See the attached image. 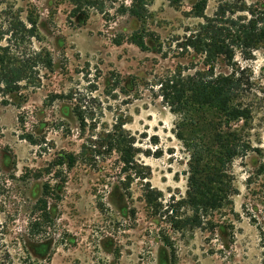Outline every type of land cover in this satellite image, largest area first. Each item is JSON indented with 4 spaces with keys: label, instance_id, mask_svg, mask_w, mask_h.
<instances>
[{
    "label": "rangeland",
    "instance_id": "rangeland-1",
    "mask_svg": "<svg viewBox=\"0 0 264 264\" xmlns=\"http://www.w3.org/2000/svg\"><path fill=\"white\" fill-rule=\"evenodd\" d=\"M198 1L153 0L143 24L118 13L131 0H107L109 14L88 20L67 0H0V54L53 59L47 69L32 58L20 93L0 92V264H264V45L207 67L179 47L204 23L192 15ZM229 2L264 6L208 0L205 14ZM141 27L157 39L149 51L115 44ZM199 71L248 79L250 117L233 128L250 149L230 166L233 204L196 227L180 203L190 155L162 83ZM119 131L141 150L130 167L101 146ZM65 154L78 157L71 169L55 164ZM150 191L160 193L152 203Z\"/></svg>",
    "mask_w": 264,
    "mask_h": 264
},
{
    "label": "trees",
    "instance_id": "trees-1",
    "mask_svg": "<svg viewBox=\"0 0 264 264\" xmlns=\"http://www.w3.org/2000/svg\"><path fill=\"white\" fill-rule=\"evenodd\" d=\"M67 1L74 7L73 17L81 16L83 20H88L91 10H97L103 15L109 14L105 10L107 0ZM131 1L130 6L122 5L118 13L129 15L136 23L144 24L149 18L148 8L153 0ZM207 4L208 0H199L193 6V17L203 19L204 23L199 24L195 30L187 29L188 33L180 48L193 49L205 58L207 67L213 68L216 61L233 60L236 51H240L246 58L264 45V6L258 11L245 4L239 6L231 2L223 3L210 18L205 14ZM239 13L244 15H238ZM22 26L27 32L25 26ZM153 37L154 34L141 27L127 39L116 40L115 44L130 43L142 51H149V41L154 45L157 43V39ZM1 50L4 53L0 54V92L6 95L20 93L21 84L28 77L31 66H36L31 64L32 58L42 61L47 69L53 68L49 52H34L32 58L29 55L16 58L8 53L9 46ZM243 76V72L221 75L214 71H199L162 83L164 99L171 111L181 119L176 135L186 145L190 155L186 198L180 203L193 211L197 218L194 224L196 227L201 226L198 221L201 214L218 212L233 204L232 197L236 190L230 166L236 159L246 157L250 149L245 136L233 128L250 117L249 107L241 100L245 87L250 85ZM29 139L31 143H37L33 138ZM103 143L101 146L108 148V154H120L126 167L135 164V158L141 151L135 149L133 140L124 136L121 131L118 135H105ZM77 162V156L65 154L58 156L55 164L71 169ZM44 195H47L46 191ZM158 195L159 192L150 191L149 203L157 199ZM175 207L171 206V209Z\"/></svg>",
    "mask_w": 264,
    "mask_h": 264
}]
</instances>
